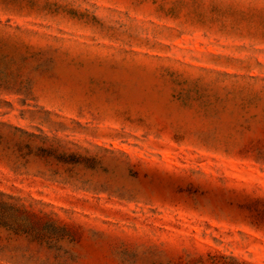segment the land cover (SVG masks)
Returning a JSON list of instances; mask_svg holds the SVG:
<instances>
[{"label": "rangeland", "instance_id": "374dc122", "mask_svg": "<svg viewBox=\"0 0 264 264\" xmlns=\"http://www.w3.org/2000/svg\"><path fill=\"white\" fill-rule=\"evenodd\" d=\"M0 264H264V0H0Z\"/></svg>", "mask_w": 264, "mask_h": 264}, {"label": "trees", "instance_id": "16d2710c", "mask_svg": "<svg viewBox=\"0 0 264 264\" xmlns=\"http://www.w3.org/2000/svg\"><path fill=\"white\" fill-rule=\"evenodd\" d=\"M17 131H21V130L17 129ZM52 226H54L52 229L49 230L48 228L46 229L47 231H42V232L36 231L34 228L33 229L31 228L27 230V233L32 240L37 241L40 244L44 243L45 241L50 242V240L51 241L54 240L55 242L58 240V242H60L64 239H68V240L72 239L71 232L67 227L60 228L59 226H55V225ZM56 249H59V251H61L62 247L59 246V248Z\"/></svg>", "mask_w": 264, "mask_h": 264}]
</instances>
